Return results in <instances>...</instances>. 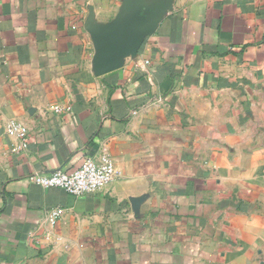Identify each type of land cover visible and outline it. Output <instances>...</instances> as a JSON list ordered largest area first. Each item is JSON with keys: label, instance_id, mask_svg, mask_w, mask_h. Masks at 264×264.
I'll use <instances>...</instances> for the list:
<instances>
[{"label": "crops", "instance_id": "obj_1", "mask_svg": "<svg viewBox=\"0 0 264 264\" xmlns=\"http://www.w3.org/2000/svg\"><path fill=\"white\" fill-rule=\"evenodd\" d=\"M124 5L0 0V264H264V0H174L97 77L87 21ZM105 155L95 194L28 180Z\"/></svg>", "mask_w": 264, "mask_h": 264}, {"label": "water", "instance_id": "obj_2", "mask_svg": "<svg viewBox=\"0 0 264 264\" xmlns=\"http://www.w3.org/2000/svg\"><path fill=\"white\" fill-rule=\"evenodd\" d=\"M174 0H125L122 13L107 25L89 17L86 27L95 49L93 69L97 77L121 69L129 57H136L147 36L152 35Z\"/></svg>", "mask_w": 264, "mask_h": 264}, {"label": "built area", "instance_id": "obj_3", "mask_svg": "<svg viewBox=\"0 0 264 264\" xmlns=\"http://www.w3.org/2000/svg\"><path fill=\"white\" fill-rule=\"evenodd\" d=\"M55 111H60L56 108ZM7 132L11 136H16L20 145L14 147L15 153L25 152L29 147V130L22 125H10ZM120 176L114 162L108 156H102L100 161L88 158L77 170L68 173L59 169L51 174H33L29 177V182L33 185L45 189L58 188L77 198L95 194L105 186L111 184ZM63 216L61 209L48 211L47 220L49 224L56 225Z\"/></svg>", "mask_w": 264, "mask_h": 264}]
</instances>
